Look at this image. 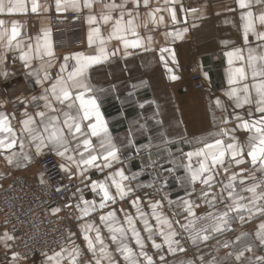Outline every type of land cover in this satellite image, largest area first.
Listing matches in <instances>:
<instances>
[{"label": "crops", "instance_id": "0c3cea01", "mask_svg": "<svg viewBox=\"0 0 264 264\" xmlns=\"http://www.w3.org/2000/svg\"><path fill=\"white\" fill-rule=\"evenodd\" d=\"M31 2L32 0H25L28 8L27 12L0 15V19L6 22L15 20L19 21L21 25V35L17 38L20 47H16V41L13 42L11 49L0 47V55L6 57L4 62L0 63V71L7 72V76L0 75V86L3 85L5 87L4 90L0 91V113L7 116L17 136L25 140L24 152L32 157L31 162L20 161V166H17L16 163L9 165L4 156L0 155V191L7 188L10 177L16 174L22 173L30 181L34 182L44 180L37 161L46 154H53L59 165L67 163L49 148L42 149L41 153L37 155L34 144L27 139V133L21 132L23 126L20 122L26 119L25 111H27L28 115L33 116L37 126H39L40 122V118L35 115L37 111H45L48 115H56L61 123L63 122L64 117L61 109L67 110V105H60L54 101L53 104L57 111L50 112V110L43 107V101H32L31 98L43 94V88L54 82L56 75L59 74L66 77L67 72L72 70L75 61L70 59L67 62V70L63 73L60 72L61 64L65 63L64 56L77 52L85 55L98 54L97 49L101 46L99 40L91 47L88 45L87 37L90 27H100V35L104 41L102 46L106 49L109 59L106 62L92 66L86 75L88 82L95 90H104L102 93L97 92L100 111L108 124L109 132L114 142L119 148L120 162L114 163L111 169H104L103 171L91 167L85 170L81 166L82 174L77 172L74 165L71 167L70 172L74 174V179L77 183L72 191V206L60 208V212L53 214L67 221L69 230L77 236L75 241L46 250L41 255H32L28 258L18 255L13 259L12 253L15 252L13 240H0V264H46L45 253L51 255L53 251H59L61 247H65L70 252L73 246H77L80 249L78 264H87V261L92 259V254L88 252L80 230V226L86 223H91L99 228L104 245L111 253L116 264H127L121 253L116 251L118 245L111 240L109 228L100 220L101 215H106L113 210L116 213L117 226L127 228L125 213L133 218L135 227L144 240V250L148 255L153 256L155 264H159L157 253L164 255L168 264H180V262L189 259L195 261V264H200V260L197 259L200 256H203L205 260L217 257L220 264H233L232 259L226 257V253L234 252L242 248L246 243H251L253 247V252L246 253V257H252L254 261L255 256H264V247L259 246V242L255 239V233L259 225L264 223V215L259 213L254 214L252 219H248L249 213L242 210L241 215L245 217L243 223L239 220L236 213H229L231 217L229 227L231 230L216 234L213 238L198 245H192L187 239L188 234L175 223L177 220L182 224L187 223L188 219H190V217H187V212L182 205L183 199H191L195 204L199 205L198 208H194L197 216H205L208 212L219 213L226 211L225 206L232 203L230 199H227V192H224L223 195L226 199L223 202H218L215 208H210L202 202L201 198V189L204 191H209V189L199 182L195 185H184L178 180V177L186 175L185 166L189 164V158L185 154L202 146L195 142L197 138L209 137L214 135L219 127L233 128L238 123V121L230 118L227 125H222L219 123L221 117L225 115L231 117L239 114L243 119H250L248 112H254L255 110L254 102L239 109L235 108L234 100L229 99L226 95L231 87H242L243 83H254L251 72L247 69L245 62L233 59L232 64L229 65V57L226 53L241 49L242 54L247 57V49L249 47L257 49V45H260L257 49V54H264V41H258L253 33L250 32L248 34V43H245L243 34L244 22L241 20V13L248 9H240L236 0H181L185 10L197 9V11L195 13H187L178 9V22L173 24L169 13L163 10L166 7L164 0H150L151 9L145 8L143 0H141L139 8L133 9L131 16H128L127 12L124 13V22L126 23L127 20L132 19L138 35L133 36L129 32L124 33V35L129 40L141 39L143 46L135 49H125L122 41L112 35L115 20L119 18L120 13H113V19L107 23L100 19L101 14L106 11L103 8V3H112L113 0H96L93 9L81 8L80 10L85 13L84 46L65 51H55L50 32V14H65L76 10L68 8L58 12L56 10V0H36L40 6L39 11L32 13ZM116 2H119V0H116ZM82 3L83 0H81ZM128 8L131 9L132 5L129 4ZM156 8L161 9L155 15L157 19L161 16L164 17L162 23H154L151 17L147 15L150 10H155ZM251 10L254 13L260 11L255 6ZM90 14L97 17V22L93 25L87 23L86 18ZM193 24L196 27H192ZM6 26L10 31L11 24L7 23ZM254 26L257 32H264V27L258 21L255 22ZM184 27H187L188 31L184 33L182 39H175L165 35L169 31H182ZM45 31L50 32L53 57L44 55L43 48H41L39 55L36 53L37 43L43 44ZM148 37H151L150 42ZM29 44L32 46L31 51L28 47ZM164 47L175 52V61L171 59L168 53H165L164 60H161L159 50ZM145 48L148 50L145 51ZM21 52H27L31 57L29 68L23 66L24 61L19 58ZM113 52L116 55H112ZM125 52L128 54L125 55ZM49 64H51L50 68L48 67ZM242 66L245 67L247 80L240 82L238 85L230 86L228 84L229 69ZM191 67L201 73L203 84L201 90H195L189 80ZM41 68L47 69L52 74L51 79L45 81L43 86L36 84L34 75H28L30 71L34 72ZM41 75H43V72H41ZM172 75L178 78L172 80L170 79ZM141 81H143L142 84L140 83ZM251 94L253 99H255V92L252 91ZM16 95H21L25 104L29 103L32 107L20 106L15 108L9 99ZM217 99L221 101L225 111L216 108L215 101ZM78 104L79 102L77 101V107ZM141 104H143L142 108L140 107ZM73 114H75V110H73ZM84 124L86 125L87 121ZM141 124L145 125L143 129L140 128ZM130 132L132 133L131 135H129ZM162 134L170 141L167 145V151L164 150V146L161 143ZM3 135L7 134L0 133V136ZM234 135L239 141L246 142L250 133L237 129ZM90 138L94 145L98 143L95 137ZM129 139L132 140L131 145L128 144ZM224 139L226 143L230 142L226 137ZM186 141H191V143ZM148 143L153 145L150 150L142 148L143 145ZM69 147L70 149L75 148L76 143L71 142ZM137 149L140 150L139 154ZM15 151H20L18 145ZM80 151H83L82 145ZM149 152H151V159L157 162L160 168L164 170L168 168L175 169L162 188H155L153 185L152 166L145 167L149 162ZM7 154H11V152L9 151ZM68 155L77 156V153L70 150ZM245 159H248L246 153ZM199 160V157L193 156L190 161L191 166L193 168L199 167ZM224 167H228V164L226 163ZM240 167L247 169L243 173L244 176H249L254 172L250 162L239 167L232 164L228 174L224 173L223 167L218 166L213 169L214 183L211 192L213 194L219 193L223 184L228 183V176L232 172L239 173ZM117 168H123L125 174L129 176L133 173H139L136 180L129 185L135 189V193L122 200L117 197L115 204L108 203L104 209H100L98 205L101 195L97 194L98 190L97 192L92 190L91 182L104 180L110 171L114 172ZM256 175H259V173L257 172ZM234 183L237 185V191L239 192L242 187H246L251 181H246L245 185H240L238 178ZM138 185L142 187H138ZM149 185H152V187H149ZM193 187L195 191H193ZM77 188L80 189L79 192H76ZM110 191L113 194L115 193L114 188H111ZM186 192H191L192 195L188 197ZM73 193L76 194L73 195ZM240 194L246 198L251 197V193L241 192ZM81 196L85 200L95 201L97 208L95 212L90 213L87 217L78 219L81 214L75 205L80 203ZM136 196L141 197L140 211L145 213L154 232L156 231V219L152 216L153 209L150 207L149 201L161 200V207L156 209V211L172 222L173 228L179 233L177 239L187 249L186 253L170 255L167 253V246L162 249L152 248L151 241L147 239L148 233L144 231V225L137 215V209L131 204V201ZM209 199H211V196ZM169 200L172 201L171 204H169ZM241 202L247 204L248 199ZM257 203H264V201H258ZM81 207H83V204H81ZM108 223L112 222L109 221ZM206 223H210V221L198 222V226ZM5 232L0 215V236H3ZM241 233H246L247 236L243 237L241 241H236V237ZM88 234L93 238L95 237V232H89ZM117 235L119 236V234ZM153 239L157 243H163V238L159 234L154 235ZM218 241H230L232 243L229 248H224L217 243ZM125 242L135 253L140 251L132 238L131 232H127V240ZM5 243L9 247L6 248ZM97 248H99V245H97ZM64 255L65 259L61 261V264H68V253L66 252ZM102 264H107V261H102ZM245 264H249L247 259Z\"/></svg>", "mask_w": 264, "mask_h": 264}, {"label": "snow or ice", "instance_id": "6c2138e0", "mask_svg": "<svg viewBox=\"0 0 264 264\" xmlns=\"http://www.w3.org/2000/svg\"><path fill=\"white\" fill-rule=\"evenodd\" d=\"M141 0H113L112 3H103V8L106 10L100 16V19L107 23L113 19V13L119 12L120 16L115 20V25L113 27L112 35L122 41L125 49L128 48H140L142 47L141 39L129 40L125 37L124 33L129 32L133 36H137L136 26L132 19L124 22V13L127 12L128 16L132 15L133 9H138ZM96 0H56V10L62 11L71 8L76 11H80L81 8L93 9ZM165 8L170 15L173 24L178 22L177 11L195 13L197 9H187L185 10L181 0H164ZM236 3L240 9H248L241 13V20L243 23V34L245 43H248V34L251 32L256 35L258 41H264V32H257L255 28V22L258 21L259 24L264 27V0H236ZM131 4L132 8H128ZM143 5L145 8L151 9L150 0H143ZM171 5V6H169ZM178 6V7H177ZM255 6L260 9L258 13H254L251 10ZM39 5L36 0L31 2V12L37 13L39 11ZM47 10V9H45ZM231 10V9H230ZM28 8L25 4V0H0V15H12L16 13L27 12ZM160 8L155 10H150L147 15L151 17L154 23H162L164 17L161 16L157 19L155 13L160 12ZM87 23L93 25L97 22V17L95 15H89L87 18ZM7 23L11 24L10 31L6 26ZM192 27H196L195 24ZM20 22L10 21L6 22L0 19V47L12 48L13 42L16 41V47H20L17 38L21 35L20 32ZM188 31L187 27H184L182 31L176 32H166V36L174 37L175 39H182L184 33ZM101 29L99 26L90 27L88 32V45L91 47L97 40L100 41V47L97 49L96 55H85L84 53H71L63 57L65 63L61 64L60 72L63 73L67 70V62L72 59L75 61V65L72 67L70 72H67V76L56 75L54 82L50 83L48 87L43 88V94L40 96L32 97V101H43V107L50 110V112H56L57 109L54 107L53 102H58L60 105H67V110L61 109L62 115L64 117L61 123L60 119L56 115H48L45 111H37L35 115L40 118L39 126H37L36 121L33 116L27 114L25 111L24 115L26 119H23L20 123L22 124V133H27V139L29 142L34 144L35 152L39 155L44 148H49L57 156L61 157L67 163H61L59 165L61 171L68 173L71 171V167L74 165L78 173L82 174L81 166L86 170L87 168H96L100 171L104 169H111L114 163L120 162L119 160V148L113 140L108 128V124L105 121L101 111L99 96L97 92L102 93L104 90H95L88 82L87 72L94 66L106 62L109 56L106 49L102 46L104 44L101 38ZM149 42L151 37H148ZM6 42V43H5ZM29 50L31 51V44H29ZM260 45H257V49ZM41 48L44 49V55L48 57H53L52 45L50 42V32H44L43 44L39 42L36 45V53L40 54ZM257 49L249 47L247 49L248 55L245 57L242 54L241 49H235L234 51L227 52L226 55L229 57L228 63L232 64L233 59L244 61L246 67L251 72L254 83H243L242 87L234 86L231 87L230 91L226 93L229 99L234 100L235 108H242L244 105H251L255 103V110L249 111L248 116L250 119H243L239 114L228 116L225 115L220 118L219 123L222 125H227L229 119H234L238 123L233 128L219 127L214 135L209 137H201L196 139V143L202 145L197 147L194 151H189L185 155L189 158V164L185 166L186 175L183 177H178V180L184 185H195L197 182L201 183L209 191H204L201 189L202 202L207 204L210 208H215L218 202H223L226 198L223 193L227 192V199L232 201L231 204H227L226 211L219 213L208 212L205 216H197L194 208H198L199 205L195 204L191 199H183L182 205L187 212L188 219L187 223H180V221H175L179 227L186 232L187 239L192 245H198L200 243L206 242L213 238L214 235L219 234L223 231L231 230L229 227V222L231 217L229 213H236L239 220L243 223L245 217L241 215V211H247L249 213L248 219H252L253 215L259 213L264 215V203H257L258 201H264V54H257ZM148 49L145 48V51ZM161 60H164V54L168 53L171 59L175 61V52L167 47L161 48ZM128 53L125 52V55ZM112 55H116L115 52ZM20 60L24 61V67L29 68V60L31 57L27 52H21ZM6 57L0 55V63H3ZM51 67V64L48 65ZM43 72V75H41ZM0 75L7 76L6 71H0ZM29 76L36 77V84L41 86L44 85L45 81L51 79L52 74L45 68H41L37 71H30ZM205 75H207L205 73ZM178 77L172 75L170 79L175 80ZM247 80V73L245 67L230 68L228 73V84L238 85L240 82ZM141 84L143 81L140 82ZM252 91L255 92V99L252 97ZM242 93V95H241ZM79 102L78 107L76 102ZM216 108L221 111H225L223 104L219 99L215 101ZM143 107V104L140 105ZM75 110V114H73ZM215 120V116H214ZM87 121L85 125L84 122ZM94 121V122H93ZM161 123L160 121H157ZM145 125L141 124L140 128L143 129ZM237 129H242L245 132L250 133L248 135L246 142H241L234 135ZM0 133L7 135L0 136V155H3L5 160L9 165L16 163L20 166V161L31 162V155L24 152L25 140L19 138L8 121L7 116L0 113ZM90 133V136H89ZM132 133L130 132L129 135ZM90 137H95L98 141L96 145ZM228 141H225L224 138ZM211 142H207V141ZM71 142L76 143L75 148L69 147ZM191 143V141H186ZM162 145L164 150L167 151V145L170 141L162 134ZM128 144H132V140H128ZM19 146L20 151H15V148ZM81 145L83 146V151H80ZM153 147L151 143L142 146L145 150H150ZM76 152L77 156L68 155L69 151ZM11 154H7V152ZM139 149L137 153L139 154ZM245 153L247 160L245 159ZM193 156L199 157V167L193 168L191 166V158ZM149 162L145 167H150L156 162L151 159V152H149L148 157ZM250 162L254 172L249 176H244L243 173L247 169L240 167L239 173L232 172L228 176V183L223 184L219 193L213 194L211 188L214 183V173L213 169L218 166L223 167L225 174L229 173V169L232 164L236 166H241L245 163ZM228 167H224L225 164ZM169 174H172L175 169L168 168ZM259 175H256V173ZM139 173H133L131 176L126 175L123 168H117L114 172H109L104 180H95L91 182V188L94 192L101 195V199L98 207L104 209L108 203L115 204L117 197L119 199H124L125 197L135 193V189L130 187V183L136 180ZM239 178V184L245 185L246 181H251L246 187H242L240 191H237V185L234 183ZM72 179V176H69ZM110 181V183H108ZM43 182V180L41 181ZM128 182V183H125ZM167 180L163 183L166 184ZM138 187H142L138 185ZM152 187V185H149ZM114 188L115 193L113 194L110 189ZM57 192L61 191L58 187ZM80 189L77 188L76 192ZM193 191L195 188L193 187ZM241 192L251 193L250 198L242 196ZM76 193H73L75 195ZM147 195V194H146ZM186 195L190 197L191 192H186ZM211 196V199L209 197ZM166 199V197H165ZM248 199V203H242L241 201ZM141 202V197L136 196L135 199L131 201V204L136 207L137 215L144 225V231L148 233L147 239L151 241L152 248L162 249L167 246V253L170 255H175L178 253H186L187 249L181 244V241L177 239L179 233L173 228L172 222L167 218L158 214L156 209L161 207V200H156L155 202L149 201L150 207L153 209L152 216L156 219V231L154 232L152 226L149 224L145 213L140 211L139 204ZM169 204L172 203L171 200L168 201ZM83 204V207H81ZM71 203L65 204V208L71 207ZM76 209L80 212V217H87L90 213L95 212L97 204L95 201L85 200L82 196L80 197V203L75 205ZM60 208L52 209V212H60ZM100 220L105 223L109 228L111 233V240L116 243V251L121 253L123 259L127 264H155L154 258L144 250V240L141 238L140 232L135 227L133 218L125 213V222L127 228L122 226H117L116 223V213L115 211H109L106 215H101ZM210 221V223L198 226V222ZM111 221L112 223H108ZM81 234L86 243L88 252L92 254V259L87 261V264H102V261H107V264H116V261L112 258L111 253L107 250L104 245L103 238L101 237L99 228L95 227L91 223H86L80 226ZM95 232V237H91L88 233ZM127 232H131L132 238L135 240L136 245L139 247L140 251L135 253L131 247L125 242L127 240ZM119 234V236L117 235ZM159 234L163 238V243H157L153 237ZM69 235H74L69 230ZM246 233H241L236 237V241H241L243 237H246ZM13 239L7 232L0 236V240H11ZM255 239L259 242V246L264 247V223H261L258 230L255 233ZM220 246L224 248H229L230 241H218ZM99 245V248H97ZM5 247H9L5 243ZM68 253V264H78V258L80 257V249L77 246H73L72 250L68 252L65 247H61L59 251H53L51 255L47 253L44 254L46 264H61V261L65 259L64 253ZM253 247L251 243H246L242 248L230 251L226 253L227 258H231L233 264H245L247 259L249 264H264V256H255L254 261L252 257H246V253H252ZM19 254L16 252L12 253L13 259H15ZM159 264H168L164 255H159ZM143 258V259H141ZM200 260V264H220L217 257H213L209 260H205L203 256L197 257ZM180 264H195V261L189 259L180 262Z\"/></svg>", "mask_w": 264, "mask_h": 264}, {"label": "built area", "instance_id": "2783aa9c", "mask_svg": "<svg viewBox=\"0 0 264 264\" xmlns=\"http://www.w3.org/2000/svg\"><path fill=\"white\" fill-rule=\"evenodd\" d=\"M84 18L82 11L65 14L52 13L49 16L53 49L65 51L84 46ZM189 80L195 90L203 88L201 73L193 67ZM0 86V91L4 90ZM16 108L25 104L21 95L9 99ZM37 164L43 174V182L30 181L24 174L10 177L7 188L0 191V215L6 232L13 237L15 252L23 258L41 255L46 250L75 241L76 235H69L66 220L56 217L52 209L63 208L73 202L72 191L77 183L72 172L61 171L55 156L51 153L40 157ZM152 179L157 186H163L170 174L157 162L152 165ZM72 179H69V176ZM60 187L61 191L57 192Z\"/></svg>", "mask_w": 264, "mask_h": 264}, {"label": "rangeland", "instance_id": "374dc122", "mask_svg": "<svg viewBox=\"0 0 264 264\" xmlns=\"http://www.w3.org/2000/svg\"><path fill=\"white\" fill-rule=\"evenodd\" d=\"M70 12H71V11H70ZM82 12H83V11H82ZM60 15H61V14H60ZM28 104H29V103H28ZM160 169H161V168H160ZM152 181H153V179H152ZM166 183H167V182H166ZM153 185H154L155 188H162L165 184H164L163 186H157V185L154 183V181H153Z\"/></svg>", "mask_w": 264, "mask_h": 264}]
</instances>
